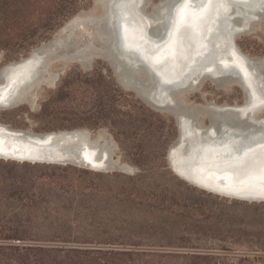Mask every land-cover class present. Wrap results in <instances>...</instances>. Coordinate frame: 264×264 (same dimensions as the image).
I'll list each match as a JSON object with an SVG mask.
<instances>
[{
    "label": "trees",
    "instance_id": "obj_1",
    "mask_svg": "<svg viewBox=\"0 0 264 264\" xmlns=\"http://www.w3.org/2000/svg\"><path fill=\"white\" fill-rule=\"evenodd\" d=\"M64 1L69 14L89 5ZM0 3L2 11H15L19 0ZM4 33L2 26L0 38ZM47 33L24 36L29 43ZM76 91L94 119L72 118L65 126L106 127L140 169L0 162V264H264L259 204L227 203L168 177L161 153L143 140L151 127L160 131L161 116L121 91L109 70L67 74L55 101L73 103Z\"/></svg>",
    "mask_w": 264,
    "mask_h": 264
},
{
    "label": "bare ground",
    "instance_id": "obj_2",
    "mask_svg": "<svg viewBox=\"0 0 264 264\" xmlns=\"http://www.w3.org/2000/svg\"><path fill=\"white\" fill-rule=\"evenodd\" d=\"M98 2L102 6L99 32L109 39L112 47L121 49L124 54L126 65L122 62L121 78L130 84H140L138 91L141 94L149 95L161 104L162 111L178 114L179 124L186 123L181 126L180 140L168 148L176 163L174 169L201 185L218 190L223 196L228 195V198L237 199L232 193L259 195L262 197L259 201L264 202V188L261 187L264 182L263 61L259 56L245 53L237 44L238 37L264 26V0H192V7L187 8L183 22L174 5L187 0ZM148 4L150 8L145 9ZM85 26L89 35L90 27ZM140 29L144 34H140ZM57 41L62 43L63 37ZM78 52L80 57L83 56V48ZM50 56L51 50L43 46L33 50L30 56L27 53L0 66V96L4 98L0 102V111L29 103L24 95L30 84L38 79L41 85H54L56 75L47 78L43 73ZM96 57L105 59L93 56ZM242 61L249 65L245 66ZM69 62L79 63L78 60ZM135 64L139 65L135 67ZM26 65L29 67L25 70ZM251 69L255 71L251 81L240 80L238 74L248 73ZM140 72H144L141 75L143 82L138 80ZM205 79L217 89L237 84L243 91L244 101L189 104L185 95L197 91ZM182 92L185 93L183 96ZM196 108L202 109L208 124L195 121L201 116ZM254 111L256 113L252 114ZM88 134V131L85 136L79 132L55 130L35 132L0 121V158L20 162L23 161L19 160L23 150L38 148L54 150L56 156L61 157L72 152L83 140L90 152L95 153L88 164L94 166H86L94 171L102 158H107V152L97 142H92ZM64 135L70 139L67 144L60 143ZM49 138L52 140L46 143Z\"/></svg>",
    "mask_w": 264,
    "mask_h": 264
},
{
    "label": "rangeland",
    "instance_id": "obj_3",
    "mask_svg": "<svg viewBox=\"0 0 264 264\" xmlns=\"http://www.w3.org/2000/svg\"><path fill=\"white\" fill-rule=\"evenodd\" d=\"M157 1L158 0H151V3ZM17 7L18 8H14L17 9L15 11H2L3 8L0 7V27L3 26L6 32L2 38H0V66L9 60H16L21 56L26 55L32 47L49 39L54 32L57 31V29L73 14L81 11H91L94 13L99 11L98 6H96L92 0H89V5L86 8H81L73 14H69V11H66L64 0H19ZM149 8L150 4L145 7V9ZM86 30L87 27L83 26L80 31H77L75 38L80 34H83L85 35L84 41H87L89 37L87 36ZM41 31H48V33L43 37L35 38L32 42L27 43L29 40L24 36L26 32L39 33ZM89 33L92 34V29L89 30ZM237 44L245 53L251 56H259V58L263 61L262 68L264 70V26L254 33L238 37ZM70 49H73V46H70ZM95 67H102L105 71L109 70L111 78L121 91L126 93L129 98L137 100L147 109L161 116V119L163 120V127L159 129L160 131L157 130L156 126L151 127L149 132L146 131L145 134H143V140L147 146L155 148L157 155L161 153V156L159 157L163 160L164 173H167L166 175L168 177H171L173 181L179 183V185L183 188L185 187L188 190L203 192L204 194H210L211 196H218L213 193H208L202 190V188L200 189L194 187L193 184L180 179L172 172L167 165L166 154L170 144L177 137V128L173 116L165 111L157 110L151 107L137 97L132 91L122 88L116 81L108 62L103 58H93L89 68H82L77 62H67L63 67L60 63L53 64L50 68L59 73L54 85L50 87L45 84L40 85L31 91L28 98L29 103H23L11 109L0 111V121L9 124L12 127L31 129L35 132L86 128L91 132L93 137L96 136L98 132H103L107 137H111L115 141L117 146L115 147L114 152L117 156H119L120 162L131 168V172L125 173H136L140 168L125 156L121 147L106 127L100 126L92 128L86 125L75 127L65 126L71 123L72 118L77 120L84 118L85 120V118L90 117L91 120H85L88 122L90 121V123H92L94 119L92 118V112L94 111L92 105H85L79 101L80 91H76V98L73 103L69 101V97H64L62 101L59 102L55 101V91L59 83L67 74L70 73L74 76L82 77L83 73L91 72ZM185 99L188 102H199L202 105H204L206 101H213L215 103H242L244 101L243 91L237 84L226 86L225 89H217L209 79H205L197 91L192 94L185 95ZM127 107H129V105L122 106V108ZM207 120L208 119L205 115H201L199 117V121L202 124L207 123ZM165 136H168L167 142L163 145V148H158L157 146L161 144V140L164 139ZM2 161L12 162L10 160L7 161L0 159V162ZM219 195L218 199L227 200V203L236 200L246 204H259V210L261 208L264 209V202L242 201L238 199L226 198L221 194ZM248 212L251 214L250 210ZM259 212H262L259 215V222L262 221V223H259V227H263L264 210ZM250 218L253 217L250 216ZM261 262L264 263V258L261 259Z\"/></svg>",
    "mask_w": 264,
    "mask_h": 264
},
{
    "label": "water",
    "instance_id": "obj_4",
    "mask_svg": "<svg viewBox=\"0 0 264 264\" xmlns=\"http://www.w3.org/2000/svg\"><path fill=\"white\" fill-rule=\"evenodd\" d=\"M93 3L98 6L99 11L98 12H91V11H81L73 14L71 17H69L63 25H61L57 31L54 32V34L47 40L40 42L38 45L32 47L28 51V56L31 55L33 50H39L40 47L46 46L51 50V56L47 58L45 67H44V76L49 78L50 75L55 74L56 79L53 80V83L57 80L59 73L57 71L52 70L50 67L55 63H60V65L63 67L66 65L67 62L71 60H78L80 66L82 68H89L91 66V62L93 60V56H101L104 57L105 60L108 62L109 66L111 67L112 73L118 82V84L128 90L132 91L137 97H139L141 100H143L146 104L150 105L151 107L157 109V110H164L161 106V104H158L152 100V98L149 95H143L138 91V86L140 84H130L126 82L124 78H121V72L123 71V64L124 62V54L121 52V49L114 48L111 46L109 39L104 36L102 33L98 30V19L100 17V14L102 12V6L98 2V0H92ZM142 2V1H141ZM85 25H89L90 29H92V34L89 33L87 36L89 39L87 41H84L85 35H79L75 38L77 35V31H80L81 28ZM141 30V29H140ZM144 34L143 30L140 31V34ZM63 37L62 43H58L57 39ZM90 45L89 47H87ZM70 46H73V49H70ZM83 48V56H79L78 49ZM89 50L91 52H89ZM245 66H248L249 63L247 61H242ZM146 63V62H145ZM144 63V64H145ZM126 65V63L124 62ZM143 64V65H144ZM139 65V64H138ZM138 65H133L137 67ZM142 66V65H141ZM144 66L147 67L145 64ZM29 66H24V69L26 70ZM143 67V66H142ZM259 70V67H258ZM260 70H261V64H260ZM255 71L250 70V72H240L238 74V77L240 80L247 81L252 79V74L254 75ZM144 72H140L138 74V80L139 81H145L141 75H143ZM240 83V82H239ZM254 84V83H253ZM41 85V80L38 79L37 81L30 84V87L28 91L25 93L24 97L25 99L29 98V95L33 89ZM185 93L182 92L181 96H183ZM244 97H246V93H244ZM183 102V98H180ZM189 103V102H188ZM190 104V103H189ZM198 112H200L198 115H202V112L200 108H196ZM168 112V111H167ZM169 114H171L174 118V122L177 128V137L176 139L170 144L174 145L176 144L180 138H181V126L185 125L186 123L182 122L181 124L178 123V120L181 121V118L178 114H175L174 112L169 111ZM256 113L254 111L252 114ZM199 117L197 116L196 122L199 123ZM208 119V118H207ZM208 124V120H207ZM55 131L59 132H79L80 135L85 136V132H90L86 128H71V129H58ZM196 136L199 135V132L196 131ZM188 136V135H187ZM210 136H213L212 133H210ZM96 137V139H94ZM52 138V137H51ZM54 138V137H53ZM88 138L92 142H97L96 144L98 146L104 147L107 152V158H102V163L94 169V171L99 172H109V171H121V172H131V168L127 167L126 164H123L120 162L119 156H117L114 152L115 147L117 146L115 141L111 137H107L105 133L98 132L96 136H92L91 132L88 134ZM52 139H47V142H50ZM70 142V139L67 137V135L62 136V139H60V143H68ZM93 144V143H92ZM169 146V147H170ZM91 150L87 148L84 141H80L78 146L73 149L72 152H69L65 156L57 157L56 152L54 150H41V149H31V150H23V155L19 158V160H23L20 162H27V163H41V164H60V165H74L82 168L90 167L92 168L94 165H88L91 163V160L95 156V153H91ZM166 161L168 167L172 170V172L178 176L180 179L188 182L193 183L194 187L202 188V190L213 193L215 195H219V191L216 189H212L209 186L201 185L198 182L191 180L184 176L182 173L178 172L176 168L174 169V161L171 158V155L169 154V150H167L166 154ZM58 162V163H53ZM81 165V166H80ZM87 166V167H86ZM199 186V187H198ZM200 188V189H201ZM229 194V193H227ZM233 197L237 198L238 200L242 199H249V202H263L259 201V195H243L240 193H232ZM228 195H224V197H227ZM242 198V199H241ZM247 201V200H242Z\"/></svg>",
    "mask_w": 264,
    "mask_h": 264
},
{
    "label": "snow or ice",
    "instance_id": "obj_5",
    "mask_svg": "<svg viewBox=\"0 0 264 264\" xmlns=\"http://www.w3.org/2000/svg\"><path fill=\"white\" fill-rule=\"evenodd\" d=\"M203 5L201 4L200 7ZM192 7V0H187V2L177 5H174V9L178 11L179 20L183 22L186 19L185 13L187 11V8ZM3 96H0V102H3ZM239 151V149H238ZM261 187L264 188V182H262Z\"/></svg>",
    "mask_w": 264,
    "mask_h": 264
}]
</instances>
